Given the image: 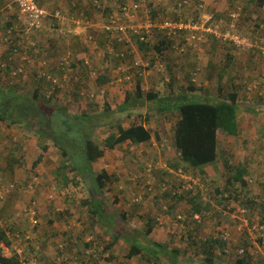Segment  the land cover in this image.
Masks as SVG:
<instances>
[{"label": "rangeland", "instance_id": "rangeland-1", "mask_svg": "<svg viewBox=\"0 0 264 264\" xmlns=\"http://www.w3.org/2000/svg\"><path fill=\"white\" fill-rule=\"evenodd\" d=\"M182 1L184 0H177L176 2V9L182 10L180 13H175L172 10L168 11L169 5L173 3L172 0L148 1V3H145L144 8L142 2H138L141 4L138 6L139 8L135 7L134 2H130L129 6L131 7V12L136 15L135 18H133V22L139 23L144 21L147 15L146 12H149L150 8L153 12L162 11L163 13L167 11L165 15L173 19H177L181 16L186 19L194 18L198 21L202 19L204 14H208L211 19L207 27L212 31H199L197 36L199 37L198 39L189 38L187 33L185 35L179 34L174 38H170L165 36L163 32L156 30L154 36L148 40L150 42V47H145L141 52H137L134 48L139 43L134 36L130 34V31H128V37H123V40L131 38L130 41H132V43L126 42L127 40L119 41L117 35L120 33L117 31L112 34L107 33L105 28L107 20H115V26L133 23L130 19L125 17L122 12H119L117 8L111 9L109 14H104L105 12H103V10L92 13L91 18L98 21L101 27L95 26V29H92L91 25H94V21L90 18L91 21L84 23L83 17L75 19L81 21L80 24H76L75 26L81 33H85L83 35L85 40L82 39L81 42L84 45L88 43L91 44L97 52V57L102 56L104 53L108 54V52H111L108 57L111 67L106 71L105 75L107 77L112 76V79L115 74L117 76H119L118 74L122 75V73H119L118 67L124 62H119V60H117L118 57H121L122 59H127L125 63L132 69V79L138 78L136 77L138 70L134 69L133 64L136 60L140 59L143 64L141 68L146 72L140 79L143 80L146 76L147 82L149 79V82L160 80V94L165 93L167 95L177 93L180 95L177 98L178 100L179 98H186V100L191 98L217 102L222 99H229V94L236 92L238 100L246 103L248 96L253 95L256 90L263 93L264 86H262V84L264 83L262 80L258 78L254 81L255 77L244 71L246 69H252L258 72L264 71V47L262 50L260 49L264 46V39L259 38L264 35V4L261 5L262 0H204V8L201 10L198 6L199 0H193L190 7L185 6L180 8L179 4ZM102 2L108 7L111 4L117 5L113 0L111 2L102 0ZM7 4H10V7H8ZM49 8L50 10L53 9L51 7ZM66 8L69 12L70 9L68 7ZM56 10L62 9H55L53 13ZM76 11L77 10H75V12ZM86 12L87 11H84V14H86ZM16 15L19 17V9L13 0H3V2L0 0V23L6 25L7 19L10 21L11 26L16 27L15 33L24 35L19 46V49L22 51L21 56L18 57L17 60L16 57L11 60V63L15 60L16 63L21 60L20 63L17 64L24 65V70L16 76H7L6 74L5 78L2 79L3 85L5 87L16 86L17 89L25 93H32L34 88L38 87V84L36 85L33 81L34 72L39 71V74H42L43 66H41V59H47L46 57L49 56L47 53L39 56L40 50L45 47V40L41 38L35 39L33 35L36 33H32V31L28 32L26 28L22 26L21 19L16 20ZM50 18L52 17L48 16L49 20ZM52 21L56 29H59L60 27L58 24H61V22L57 19H52ZM49 23H46L42 32L38 31L37 33L42 34V36L45 35L47 32L46 30H49ZM0 28L4 29L3 26H0ZM70 28L71 27L68 28V34L72 33V29ZM74 31L75 30H73V33ZM51 33L52 36L48 37L45 35V37H53L52 44L58 42L59 39H64L63 35L59 34V31L53 30ZM228 33L244 38L246 43L244 45H238L230 37H226ZM207 34L217 39L216 44H219V46L215 48L216 50L210 48L213 46L211 43L214 42V38ZM6 35L7 33L5 31L1 36L3 41L2 44L5 50L9 52L5 58L0 56V60L3 61H8L10 55H12L10 47L13 43L9 44L5 40ZM73 35L74 34L68 36ZM90 35L93 39H90ZM99 35H101V37L105 39V43H109V45L100 47L102 38ZM14 36H12L11 39L17 44ZM183 38L185 39L184 42H182V40H184ZM115 40L118 41V43ZM94 42L95 44H92ZM172 42L174 46L171 47L170 44ZM34 44L36 46H34ZM155 45L162 47L163 51H169L168 56L166 57V52L161 54V52L154 50L153 46ZM255 45L256 47L253 48ZM29 47H34L31 53L29 52ZM183 47L185 51L180 50V48L183 49ZM24 54L27 56L26 59L23 58ZM169 57H177L181 59V62L174 58L169 63V61H167ZM85 58H83V60ZM245 58L252 59L253 65L250 67H243L241 61ZM88 59L91 77H95L94 73L96 67L92 59ZM209 60H214L219 64L215 68V74L211 73L208 75V66L206 63ZM67 61L68 62L65 63L66 65L73 63V60L68 59ZM77 61L75 60V62ZM49 62L51 61L49 60ZM248 64L249 61H245L244 65ZM50 67L51 65L49 64V68ZM113 70L116 72L115 74H113ZM71 71L72 68L66 71V78L56 77L57 80L55 82L52 80V85L49 87L51 90L48 94L42 91L41 99H48L46 96L51 95L54 107L67 109L68 115H75V110L79 105H83V103L93 105L95 101L94 103L99 107L96 111L97 123L104 122L109 118L110 126L108 127H110L113 132L108 130L107 133L104 130H100L97 126L95 128L94 138L104 141V137H108L109 134H117V123L121 119L120 113L116 114L118 112L117 106L120 105L123 95L119 94V92H112L111 96L113 99L110 100L111 98L107 97L108 95H105L99 90L94 91L93 89H87L86 85L88 84L81 78L82 74L80 73L81 75H77L75 73L76 69H73V73ZM0 73H2L3 76L5 75L3 70H0ZM98 73H100L99 70L97 71V74ZM71 78H74V82L71 81ZM80 79H82L81 82L83 83L81 88L77 86V82L80 81ZM167 80H171L172 83H169ZM132 84L135 85V83ZM170 84L173 85L169 87ZM57 89H59V91H56ZM75 91L81 93L82 98H77L75 96ZM118 91H123V94L125 93L123 88H118ZM57 92L63 93L58 96L59 93ZM145 92H150V89L147 88ZM166 95H163L161 98L156 97V99L152 101L145 99V97L138 98L137 101L139 103H135V107L130 108L135 110V108L138 107V114H144L145 117L149 119L148 122L153 123L149 124L151 130H157V128L154 127L159 123L160 128L158 131L160 133V142L154 141L156 142L155 145L148 144L146 150L145 148L143 149V152L142 149L136 150L135 147H139V144L134 146L132 143L128 145L127 142L117 146L116 150L106 148L104 157L93 164H90L86 160L85 152L75 151L74 161L76 170L69 168L65 171L72 180L67 186L63 184V175L58 177L55 175L57 169L66 162V159L61 149L54 144L53 140H48V137L44 139L35 134L34 131H28L25 128L27 127L26 125L9 126L6 123H0V158L5 159L4 155L7 156L9 149L20 143L23 144L22 150L24 153V157H22L23 161L5 162L7 166H5L4 163L2 166V168L5 169H0V186H6V189L9 188L8 191L4 190L5 193L3 197H0V229L9 230L11 228L13 231H8L10 239L12 240V245L7 247L1 244V252L7 256H12L16 252L22 260V264H151L146 260V256L151 257L147 247L149 244V248L155 246L151 244L152 241L163 243L168 246L174 244L177 247L185 249L186 245L190 242L189 235L191 232L189 233V231L196 232L194 234H196L198 238L199 235L202 238H208L212 235L211 230L213 231V229H217L218 227H222L223 229H221V231L226 230L231 234L232 238L239 240L240 244L237 246V249L238 247H243L246 252L249 251L251 248L248 249L249 244L246 243V238H248V241H253V239L250 234V227L245 228V230L239 229L243 218L242 213H237V217L232 219L228 216L235 209L248 208L247 210H249V204L254 202L253 193L248 194V188L246 187L247 190L244 195L235 192V195L239 196L237 200L224 199V197H220L219 194H216V188L226 181L228 175H224L225 166L222 159L209 168L207 172L211 175L203 180L205 184L208 185L209 192L214 195L212 200L214 201L213 204H216L214 208L216 211L215 214L212 213L210 215L211 212L209 211H211L212 206L211 203L206 200L209 199L207 195L204 196L202 200L201 198L198 200L202 203H209L210 208L203 209L199 214L200 220H198L193 217L192 203L188 200L192 197H197V195L190 196L182 192V200L173 203V198L175 197L172 195L169 196L167 193L163 194L161 191V183L170 182L172 180V177H170L171 175L164 168L169 167L172 170H177V168L175 169L171 166V163L178 161L175 160V155L178 158L180 157L174 144V128L177 120L176 118L180 116L179 111L165 115L166 119L163 121L160 117L156 118L157 114H155L156 108L163 107L162 105H164L163 101L166 99ZM108 99L110 101L109 103L107 102ZM165 107L167 109L169 108L168 106ZM173 107H177V105ZM150 110L152 111L146 113V111ZM250 121L252 122V119H250ZM255 121H261L262 123H254L252 128L254 126L256 128H253L252 131L249 130L251 133L245 129L243 130L245 133L242 135V138L238 137V135H234V138L237 136L236 142H232L231 144L230 138L228 141H225L223 145V147H225L224 154L227 156L233 155V163H245L249 166L250 163H253V160H260L262 158L261 149H264V115L258 116V118H255ZM75 125L78 127L81 126L78 123H75ZM75 130L77 129L75 128ZM237 132L240 131L237 130ZM44 135L46 134L44 133ZM41 143H48L49 149L45 152L43 161L36 169H33L32 163L35 160L36 152L41 151ZM72 143L73 142H70V146H72ZM133 151L137 155L134 154ZM164 153L171 155L170 157L164 156ZM72 158L68 160L70 165H72ZM223 158H226V156H223ZM150 163L159 164L158 167L164 168H153L152 175H149L146 169ZM1 165L0 163V166ZM187 166L189 165L184 163L179 167L192 175L193 178L201 175H199V171L197 170L190 173V169L186 168ZM254 166L264 167V165L258 161L254 162ZM91 168L94 172V176H97L103 170L111 176V180L107 181L106 187L102 190L103 194L101 195L98 192L95 196L96 200L92 207L97 210L101 206L102 211L98 209V214L95 213L97 217L95 216L93 218L88 212L79 215L75 211V204H77L79 200L83 199V197L91 196V192H88L86 187L85 180L89 181L93 176L90 175V177L87 176V178L84 179L86 174H80L88 172ZM199 169L201 168L199 167ZM255 169L257 170V168ZM251 173L252 172H250V174ZM168 177L169 179H167ZM174 179V181L178 180L175 176ZM247 180L248 187L256 183L254 177L249 176ZM262 182L264 183V181ZM12 183L15 184V188L8 187V185H12ZM87 185L89 186L88 182ZM115 189L120 193H115L113 197L127 196V204L126 206L124 204L122 206L125 208V212H128V216L127 219L125 218L126 220L123 225H110L108 222L104 225L103 219L105 215L112 214L110 206H113L114 202L110 203L108 200V203H110V206H108L107 203H102L100 201H102L106 192H113ZM181 196L177 195L176 197L179 198ZM226 196L229 197V194H226ZM260 197L261 195L258 194L257 198L260 200L257 199V203H264V200L262 201ZM157 198L165 201V203L159 202V204L164 206L162 209H158L160 205L154 206L157 205L155 201L159 200ZM239 199L242 200L241 204H239ZM250 200L251 202H247ZM145 201L150 204L148 206L143 205ZM168 203L171 205H168ZM65 205L70 207L67 209ZM231 205L236 206L233 207L227 215H224L223 210L226 212L228 206ZM151 206L152 208L148 212V207ZM217 206L219 207L218 209L216 208ZM105 207H107V209H105ZM220 208L224 209L220 211ZM218 210L220 212H218ZM61 212L67 215L62 216ZM139 212L143 214V217L140 219L137 217ZM100 213H102L103 218ZM253 214L254 217H256L255 212ZM33 215H35L38 220L37 224L31 222ZM179 215H182L183 218L178 219ZM152 219L155 222V227L153 232L148 235L146 234V229L148 228L147 223H151L150 221ZM49 220L53 221V223L50 224L48 222ZM203 220L204 222L201 226L198 225L199 223H194L195 221L202 222ZM257 220L258 219L254 221ZM161 221L163 222L162 224ZM216 221L219 222L216 223ZM226 223H229V226H226ZM179 235H181V237ZM114 236H117L119 239L112 248L113 255L111 258L109 255L110 252H105L104 250L106 244L109 242V238ZM143 241L147 242V245L144 246L143 243H140ZM136 243L139 244L141 249H144L143 252L138 256L128 258L131 246L134 244L136 245ZM253 244L257 246V249H264V244L261 243L260 240H257V242ZM254 245L252 248L256 247ZM236 252L234 251L233 254L235 255ZM193 256L192 258H179L177 261L180 264H205L202 261L203 258L196 257L195 255ZM183 259L186 260L183 261ZM257 262L260 263L259 260H257ZM218 264H235V260L225 259Z\"/></svg>", "mask_w": 264, "mask_h": 264}, {"label": "trees", "instance_id": "trees-1", "mask_svg": "<svg viewBox=\"0 0 264 264\" xmlns=\"http://www.w3.org/2000/svg\"><path fill=\"white\" fill-rule=\"evenodd\" d=\"M3 2V0H1ZM96 0H90L88 4L85 5L86 14L84 18L90 19L92 13L97 11L103 10L104 14H109L111 12V8L104 7L102 2L99 0V3L104 7V9L99 8L95 4ZM168 7L171 9L176 7L177 0H172ZM42 0H39L41 6H43ZM124 3V1L122 0ZM152 2V1H149ZM264 4V0H262L261 5ZM173 11V10H172ZM162 11H152L151 10V17L156 18ZM175 12V11H173ZM177 13V12H175ZM150 14V11H149ZM87 15V16H86ZM157 15V16H156ZM89 16V17H88ZM167 16V15H165ZM75 16L73 14L69 15L70 19H73ZM7 25H3L0 23V26L5 27V31L8 27L11 26L10 21H6ZM13 25V24H12ZM26 28V25H25ZM68 35L66 29L62 27L61 34ZM134 36V35H133ZM134 38L138 41L140 47L145 46L147 48L150 47V42H141L139 39L134 36ZM50 39V38H49ZM11 51H13V48ZM153 48L160 50V46L155 45ZM62 52V51H61ZM60 52V53H61ZM69 51H63L60 56L59 60H61L65 55H68ZM49 61V57L44 59ZM74 62V60H73ZM51 65V62H49ZM76 64L79 61L75 62ZM81 66L80 72L82 74L84 82L87 84V81L92 79V83L95 82L98 84L103 85L109 79L106 75L102 76V73H98V69L95 70V77H91V69L89 68L88 63L85 60L81 59L80 61ZM73 63L71 64H63L62 66L56 65L59 69L55 72V76L58 77H65L66 71L69 68H72ZM54 69V67H52ZM12 70V66H8L4 69V74L6 76L9 75L8 71ZM61 70V71H60ZM32 72L31 70H29ZM51 72V67L46 69L43 67L42 74H39V71H35L33 75V81L38 86L34 88L32 93H25L22 90H19L12 86L5 87L3 85L4 76L0 73V123H6L9 126H24L28 131H34L39 137H48V140H53L54 144H56L60 149L62 154L65 156V161L56 172V176L63 175V184L69 185L72 180L65 173V171L69 168L76 170L75 161H74V153L83 151L85 152L86 160L93 164L97 162L99 159L104 157L105 149L109 148L111 150H116L117 146L121 144L131 141L134 144H141V143H149L152 140L156 142H160V133L157 130H151L149 127V122L144 114H138L134 117L133 124L125 129L118 126V133H111L109 136L104 139V141H100L94 138L95 135V128L98 126L97 123V116L90 115L87 112H84L82 115H68V110L62 107H54L52 104V96H46L48 99H41V92L44 93L51 90L49 87L52 85V80H49L47 77ZM3 76V77H2ZM99 80V81H97ZM71 81L74 82V78H71ZM79 81L77 82V84ZM83 85V83L80 81ZM85 84V85H86ZM95 85V86H97ZM87 86V85H86ZM80 86L79 88H81ZM56 91H59L57 89ZM54 93V92H53ZM137 93L140 97H145L150 101L156 99V93H146L143 90V85L140 82H137ZM81 95V93H80ZM131 95L128 94L126 101L129 103L131 101ZM236 93H231L229 96V101L227 100H220L216 103H211L209 101H202L197 99H188L182 101L181 104L178 105V111L180 113V117L177 120L174 128V144L176 147L177 152L180 154L179 160L175 163H171L173 168L179 169L181 165L184 163L188 164L187 169H198L199 167L204 171L205 167L208 165H215L220 162V159L224 161L225 168L229 171L226 183L222 187V195L224 199H238V195H235V192L238 194H243L247 190L248 187V180L245 178L247 173L246 169L244 168L243 164L235 165L233 164V155L227 156L224 154V151L220 150L221 145V137L222 134H226L228 136L236 135L238 132V121H237V108H236ZM54 98V97H53ZM170 108V106H168ZM163 108V107H161ZM161 113H165L164 111H160ZM75 123H78L81 126H76ZM75 128L77 130H75ZM57 129V130H56ZM100 130L104 131H112L110 127L102 128ZM44 133L46 135H44ZM48 133V134H47ZM108 133V132H107ZM50 134V135H49ZM70 142H73L70 146ZM42 144V151H37L35 154V160L32 163V168L36 169L39 164L44 159V154L48 151V143H41ZM67 145V146H66ZM69 149V150H68ZM13 153V152H11ZM15 156V155H14ZM13 156V157H14ZM226 156V158H223ZM73 157V158H72ZM72 158L70 165V160ZM20 162V160H19ZM179 167V168H178ZM64 171V172H63ZM189 171V170H187ZM201 171V172H203ZM81 175L84 173H80ZM86 176L92 174V178L90 179L93 185L90 186L89 182L85 180L86 187L88 191L91 192V196L88 197L86 204L89 205L91 210L92 218L98 214V209L101 210V206L96 210L92 205L95 203V196L99 192L101 194L103 188L107 184V181L111 180V176L103 170L97 176H94V172L92 168L85 172ZM202 180L206 179L203 173L199 176ZM58 179V178H57ZM87 182L89 186L87 185ZM239 183V184H236ZM15 188V184L12 183ZM11 185H8L10 187ZM241 188V190H239ZM246 188V189H245ZM5 187L0 186V191L5 190ZM93 189L96 190L93 191ZM217 192L221 194L220 187L216 188ZM226 194H229V197H226ZM167 195L171 196L170 193ZM173 203H177L178 200H182V196L177 198L174 196ZM200 196L188 199L190 203H192V208L195 212H200L201 210V202L198 200ZM103 200V199H102ZM240 203L242 200L239 199ZM247 202H251L247 201ZM246 205V204H243ZM102 211V210H101ZM105 212V211H104ZM96 213V214H95ZM106 213V212H105ZM63 215V213L61 212ZM101 217L103 218L102 213ZM97 217V216H96ZM109 216L105 215L103 219V224L106 225ZM97 221L99 222L98 218ZM111 221V220H110ZM146 229V234L152 233L155 225L154 223H148ZM9 232H13L10 228L7 229H0V246L4 244L7 247L12 245V240L10 239ZM195 232L189 235L190 242L187 244L188 246L185 249H175L170 250L169 246L163 243H158L152 241L151 244L155 246L149 248L147 247L148 252L150 253L151 257L146 256V260L151 264H180L177 260L179 258H183L184 255L188 253H192L196 257L203 258L202 261L205 264H218L221 261H224L223 257H219L218 252L224 249L226 243H223L216 237L208 238V239H200ZM119 238L114 236L109 238V242L105 246V252H110V256L112 258V248L116 244V241ZM143 245H147V242H140ZM144 248V247H143ZM1 249V247H0ZM144 249L139 247V244L132 245L129 253L128 258H132L138 256L143 252ZM229 255V254H228ZM166 256H169L167 258ZM226 256V254L224 255ZM232 256V255H229ZM165 260V261H163ZM186 259H183V261ZM0 264H22V260L20 259L19 255L15 252L12 256L4 255L3 252L0 250ZM200 264V263H198ZM236 264H250V260L247 258H239L236 260Z\"/></svg>", "mask_w": 264, "mask_h": 264}, {"label": "crops", "instance_id": "crops-1", "mask_svg": "<svg viewBox=\"0 0 264 264\" xmlns=\"http://www.w3.org/2000/svg\"><path fill=\"white\" fill-rule=\"evenodd\" d=\"M134 1L135 2H142L143 3V8H144L145 3H148V1H154V0H134ZM42 2H43V7L49 13V15H52V13H53V11L55 9H60L61 8L62 9L61 11L64 14V19H63L64 21L61 22V24H58V25H59L60 28L63 27L64 29H66L67 32H68V28L71 27L70 28V29H72L71 30V32H72L71 34H74L73 36H68V35H71V34L66 35L67 33L66 34H63L64 39H59L58 42L52 44L53 37H51L50 39L48 38V37L52 36V33L51 32L53 30H55V31H59V34H61L60 33V28L59 29H56L55 25L53 24V21H51L50 24H49V27H48L49 30H46L47 32H46L45 35L48 36V37L46 36L48 39L45 37V35L42 36V34L37 33L38 31H32V33H36V34L33 35L35 37V39L41 38V39H44L45 40V42H44L45 47L40 50V52H39L40 55L39 56H42L45 53L48 54L49 60L51 61V73L55 74V72H57L59 70L56 67V65H57V63L59 61L60 54L63 51H67V52L69 51V54L68 55H65L63 58H65L67 60L68 59L74 60L73 65H72V71H71L72 73H73V69H76L75 73L77 75H81L80 74L81 73L80 72V67H79V66H81V64H80V62L78 64H76L75 63V60L76 61L77 60H81V59H83V58L86 57V58L92 59L94 65L96 67V69H98L99 72L102 73V76H104L105 73H106V71L108 69H110V67H111V63H110V61H108V57H109V55H110L111 52H108V54L104 53L102 56L97 57L96 56V53L97 52L95 51L94 47L91 44L88 43L87 45H84L81 42L82 39L85 40L83 38V35L85 33H81L77 29V27L75 26V23L68 18L70 14H73L77 18L78 17H85L84 11L87 10V9H85V5L87 3H89L90 0H42ZM7 6L10 7V4H7ZM49 7L53 8L54 10L51 9V10H53V11H51ZM66 7H68L70 9L69 12H68V10H67ZM106 7H108V6H106ZM108 8L114 9V8H117V6L111 4ZM75 10H77L78 12L77 11L75 12ZM151 10L152 9L150 8V13H151ZM118 11L121 12L120 9H118ZM168 11H171V9H168ZM146 13L149 14V12H146ZM165 13H167V11H165L163 13L162 12H159L158 16L157 15L156 16L159 17L161 15L163 17H166L165 16ZM91 16H90V18H91ZM16 17H17V15H16ZM18 19H21L20 15H19V17L16 18V20H18ZM91 19L94 21V25H91L92 26L91 27L92 29H95V26H100L101 27V24L98 21H96L93 18H91ZM6 21H8V20L6 19ZM112 22L116 23V21L113 20V19H112ZM21 24H22L23 27H25V25H26L22 19H21ZM6 25H7V23H6ZM5 29H6L5 27H4V29L3 28H0V40H1V42H0V56L2 58H5L8 55V52H9V51H6L5 50V47L2 44L3 41H2L1 36L5 32ZM73 30H75L74 33H73ZM199 31L202 32L204 30L201 29ZM186 33H188V31L187 32L180 33V35H185ZM79 34H81V35H79ZM163 34L165 35V33H163ZM207 35H209V34H207ZM23 36H24L23 34L15 33L14 38H15L18 46H20L21 39H22ZM99 36L101 37V35H99ZM153 36H154V33H153V35L151 37H153ZM165 36H167V35H165ZM209 36L214 38V36H212V35H209ZM67 38H69V39H67ZM150 38H149V40H150ZM259 38H263L264 39V35L261 36V37H259ZM184 41H185V39L182 40V42H184ZM216 41H217V39L214 38V42L211 43L213 45L212 47H210L211 49L216 50L215 48H217L219 46V44L218 45L216 44ZM87 42H90V41H87ZM116 42L118 43V41H116ZM130 42L132 43V41H130ZM133 43H136V42H133ZM92 44H95V42L92 43ZM119 44H121V43H119ZM107 45H109V43H105V39L102 38L101 39V45H100V47H106ZM170 45H171V47L174 46L173 45V42ZM255 47H256V45L253 48H255ZM263 47L264 46H262L260 49L262 50ZM143 48H145V46L140 47V45L137 44V46H135L134 49L137 52H141L143 50ZM154 50H157L158 52H161V54H164L166 52V57L169 54V51H167V50L163 51L162 47H160V50H159V48L158 49L154 48ZM180 50L181 51H185L184 47H183V49L180 48ZM75 52H76L77 55L75 54ZM106 52H107V49H106ZM116 54H117V52H116ZM262 55H263V53H262ZM174 58L177 59L179 62H181V59H179L177 57H169V60H167V61H169V63H170ZM117 60H119V62L120 61L121 62H124L123 64L126 65L125 61H127V59H122L121 57H118ZM247 60L249 61V64L248 65H244L245 64V61H247ZM20 61L21 60H19V62H17V63H20ZM219 62H220V59H219ZM241 62L243 63L242 64L243 67H247V66L250 67V66L253 65V60L250 59V58L249 59L245 58ZM206 65L208 66V69H207L208 75H210L211 73H214L215 74V68L219 64H217V62L214 61V60H209L206 63ZM117 66H118V64H117ZM126 66H129V65H126ZM52 67H54V69ZM115 69H116V67H115ZM263 69H264V65H263ZM244 71L247 72V73H249V75H253L255 77V80L254 81H256L259 78L264 83V71L258 72V71H254L252 69H246ZM115 73L116 72L114 71L113 74H115ZM261 73H262V75H261ZM118 75L119 76H117L115 74L113 79H112V76L109 77L108 81L106 83H104L103 85H101V84H98L97 85V83L95 82V85H97V86L94 85V82L92 83V79H91V80L87 81V84L88 85L86 86V88L89 89V90L90 89H93L94 91L99 90V91L103 92L105 95H108L107 97L111 98L110 100L113 99V97L111 96L112 95V92H119V94L123 95V99H122V101H120V105L117 106V111L118 112L116 114L120 113V118H121L120 121L117 123V129H118V126L127 129V128H129L133 124L134 117L136 115H138V113H139V112H137L138 107L135 108V110L130 109V108H134L135 107V103L138 102L137 101L138 98H142L137 93V82H140L141 81V83L143 85L144 92L146 91L147 88H149L150 89V92H155L156 94H158L157 95V98H159V97L161 98L163 95H166V94L165 93L160 94V87H159L160 80L159 81L158 80L157 81L154 80L153 82H149V80H150L149 79L148 82H147L146 76L144 77L143 80L137 79V78L136 79H132V80H128L127 76H125L124 74H122V75L121 74H118ZM83 77L84 76H82L81 78H83ZM81 80L82 79H80V81ZM80 81L77 84L78 87L82 86V84L80 83ZM132 81H135V82H132ZM168 82L169 83H172L171 80H169ZM132 83H135V85L132 84ZM169 83H168V85H169ZM172 85L173 84H170L169 87H171ZM262 86H264V84H262ZM118 88L119 89L120 88H123V90H124L125 93L123 94L122 93L123 91H118ZM57 93H59L58 96H60V95H62L63 92H57ZM234 93H236V92H234ZM128 94L131 95V97H130L131 98V101H129V103L126 101V98L128 97ZM75 96L77 98H80V97L82 98V96L80 95V93L78 91H75ZM179 96L180 95L177 94V93H175V94H167L165 96L166 99L163 101L164 105H162V106L163 107L170 106V108H168V109L166 107L165 108H161V107L156 108L155 109V114H157V117L156 118L160 117V118H162L161 120L163 121L164 119H166L165 118L166 117L165 115L173 114L172 112H174V113L175 112H178V105L181 104L182 101H185L186 100V98H184V99L183 98H179V100H178L177 98ZM229 96H230V94H229ZM236 96H237L236 97V108H237L238 130L240 131L236 135H238V137H241L242 138V135L245 133V131H243V130L246 129L248 131L249 130L252 131L253 128L254 129L256 128L255 126L252 128V125L254 123H262L261 121H255V118H258V116H260L262 114L264 115V92L262 93L261 91L256 90L253 93V95L248 96V100L246 102L247 104L246 103H243V102H240L238 100L237 93H236ZM223 100L229 101V99H223ZM94 102H93V105H89L88 103H83V105L82 104L79 105V107L75 110V117L77 115H82L84 112H87L90 115H92V114L93 115H96L97 114L96 111L99 109V107ZM107 102L108 103L110 102L109 99H108ZM211 103H216V102H211ZM128 105H130V106H128ZM174 105H177V107H173ZM151 111L152 110L146 111V113L151 112ZM160 111H164L165 113L163 114ZM153 114H154V112H153ZM179 117H177L176 119L178 120ZM250 119H252V122L250 121ZM177 120H176V122H177ZM109 124L110 123H109V118H108V120H106L104 122H101V123H98V128L99 129H100V127H102V128H108V126H110ZM149 124H153V123L150 122ZM154 128H157V131H158L159 128H160L159 123H157ZM251 131H249V133H251ZM234 137H235L234 135L233 136H228L226 134H222L220 150L221 151H224V148L225 147H223V145H224V143H225L226 140L228 141L229 138L231 140V144H232V142H236L237 136H236V138H234ZM106 138L107 137H104V139H106ZM130 143H132V142L131 141H127V144L128 145H130ZM155 143L156 142H154L152 140L149 143L148 142L147 143H145V142L144 143H141V144H139V147H135V148H136V150L142 149V152H143L144 151L143 149L145 148V150H146V147L148 146V144L149 145H151V144H154L155 145ZM132 144H134V143H132ZM22 145L23 144L20 143V144H16V145L12 146L9 149L7 156L4 155L5 159L4 158H0V163L2 164L0 166V169H2V170L5 169V168H2L3 163H4L5 166H7V164H5V162H7V163L9 161L10 162H19V160L20 161H23V158L22 157H24V153H23V150H22L23 149V146ZM134 146H136V144H134ZM131 147H132V145H131ZM31 148H33V147H31ZM261 150H262L261 151L262 158L260 160H253V163H250L249 166L246 165L245 163H239V164H243L244 168L247 171V173L245 175V178L247 179V177L250 176V177H254L255 180H256V183L254 185H252L250 187H247L248 188V194L253 193L254 202H252V203L249 204L250 209L248 210V216L250 218H252L253 221L256 220V219L260 220L259 218H261V217L263 218L264 217V203H262V202L261 203H257V199H258L257 198V195L258 194L261 195V197H260L261 200L262 201L264 200V197H263V193H264V183L262 182V181H264V167L263 166H259V167L258 166L257 167L254 166V162H256V161H258V162H260L261 164L264 165V149H261ZM170 151H169V153H170ZM11 152H13V153H11ZM133 153L136 154L134 151H133ZM227 153H228V151H227ZM164 154H165L164 156H168V157H170V155H171V154H166V153H164ZM138 155H140V154H138ZM159 156H160V154H159ZM175 158H176L175 159L176 161L179 160V158L176 157V155H175ZM233 164L238 165L236 163H233ZM16 167H17V165H16ZM210 167H212V165L206 166L205 169H204V171L202 169H199V168L198 169L197 168L196 169L194 168V169L190 170V173H192L193 171L197 170V171H199L198 172L199 175L201 173H203L204 176H206V178H208V176L211 175V174H209L207 172ZM255 168H257V170ZM201 171H203V172H201ZM250 172H252V173L250 174ZM228 173H229V171L225 168L224 175L226 176ZM87 176L90 177V175H87ZM87 176L85 175L84 179L87 178ZM163 179H164V177H163ZM167 179H169V177ZM225 183L226 182L224 181L217 188L220 187V191H222L221 189H222V187H223V185ZM236 184H239V183H236ZM106 185H105V187H106ZM239 190H241V188ZM88 192H90V191H88ZM216 192H217V189H216ZM115 193H120V192L117 189H115L113 192H106L105 196L103 197V200L100 201V202L107 203L108 206H110V203L114 202L113 203V206H110L111 213L112 214L108 215L109 216V218H108L109 220H105V221H107L110 225L119 226V225H123L125 223V220L127 219V216H128V212H125V208L122 206L123 204L126 206V204H127V196H124V197H120V196L113 197ZM220 193L222 194L223 191L220 192ZM102 194H103V192H101V195ZM217 194H219V193L217 192ZM196 195L198 197L200 196L201 200H202V198H204V193L201 190H198L197 189V194ZM192 198H195V197H192ZM87 199H88L87 196L86 197H83V199L79 200V202L77 204H75V211L79 215H81L83 213L85 214L87 212L88 213L89 212L91 213V210H90L89 205L86 204ZM157 199H159V198H157ZM108 200H109L110 203H108ZM258 200H260V199H258ZM117 201H118V203H117ZM159 202L165 203V201L163 199L162 200L159 199L158 201H155V203L157 205H154V206L160 205L161 207L159 206L158 209H162L164 206H162L161 204H159ZM209 203H211V206L213 208V209L211 208V211H209V212H211L210 215L212 213L215 214L216 211L214 210V208H215L216 204L215 203L213 204V202H211V201ZM209 203H207V202L202 203L201 202V210H200V212H195L193 210L192 215L194 213H199L200 214L203 209H209L210 208L209 207ZM149 204H150L149 202L145 201L143 205L148 206ZM169 204L170 203H168V205ZM69 207H67L65 205V208L68 209ZM228 207H230V206H228ZM151 208H152V206L151 207H148V212L151 210ZM216 208L218 209L219 207L217 206ZM105 209H107V207H105ZM122 209H124V210H122ZM223 209L224 208H220V211H222ZM220 211L218 210V212H220ZM209 212H208V215H209ZM254 212H255V216L256 217H254V214H253ZM223 214L224 215H227V214H225V211L224 210H223ZM64 215H67V214L63 213L62 216H64ZM137 217L140 219V218L143 217V214L139 212L138 215H137ZM149 217H148V219H149ZM228 217L229 218L231 217V219L234 218L233 215H231V214ZM48 222L50 224L53 223V221H51V220H49ZM150 222L151 223H154V225H155V222H154L153 219ZM203 222H204V220L202 222L195 221L194 223H199L198 225L201 226L203 224ZM218 222L219 221H216V223H218ZM162 223L163 222L161 221V224ZM226 226H229V223H226ZM221 229H223V228L222 227H218L217 229H213V231L211 230L212 235H210L208 238L210 239V238L216 237L217 239H219L220 241H222L220 238L217 237L221 233ZM190 232L193 233L194 231L193 232L192 231H189V233ZM179 236L181 237V235H179ZM199 238L201 239L202 237L199 235ZM208 238H202V239H208ZM186 239H188V238H186ZM246 239H247L246 243L249 244L248 249L251 248L249 251H247L246 254H244L243 256H239L237 254L236 249H237V246H239L240 242H239V240H237L235 238H232V241L230 242V248H231L230 252L226 253L225 252V247H224V249H222L221 251L218 252L219 257H223L224 260L225 259L235 260V264H236V260L238 259V257L239 258H247L248 260H250V264H264V249H261V248H258L257 249V246L253 244V243H256L254 240L253 241H250V240L248 241V238H246ZM222 242L225 243L224 241H222ZM261 243H263V242L261 241ZM253 245L256 246V247L255 248H252ZM186 246H188V245H186ZM263 247H264V245H263ZM169 249L170 250H175V249L181 250L182 248L177 247L174 244H172V245L169 246ZM234 251L236 252L235 255L233 254ZM225 254H226V256H224ZM228 254L229 255L233 254V255L232 256H229ZM109 255H110V253H109ZM192 256H193L192 253H188L187 255H184V257H186V258H192ZM166 257L169 258V256H166ZM257 260H259L260 263L257 262Z\"/></svg>", "mask_w": 264, "mask_h": 264}, {"label": "built area", "instance_id": "built-area-1", "mask_svg": "<svg viewBox=\"0 0 264 264\" xmlns=\"http://www.w3.org/2000/svg\"><path fill=\"white\" fill-rule=\"evenodd\" d=\"M15 4L17 5L19 9V15L21 19L24 21L26 24V30L28 32L31 31H42L46 25L49 22L52 21V19H57L60 22H63L64 20V15L61 10H56L52 15H49V13L45 10L43 6L40 5L39 0H13ZM112 1V0H111ZM115 4L119 7L120 11L123 13L125 17L130 19L133 22V18H135V14L131 12V7L129 6L130 2L135 3V7L140 6V3L135 2L134 0H113ZM193 0H184L182 1L179 6L181 7H190L192 4ZM95 4L101 8L102 5L99 3V0L95 1ZM199 9L201 10L204 8V0H199ZM139 8V7H138ZM173 11L180 13L182 10L181 9H176V7L172 8ZM48 16H51L50 20L48 19ZM69 18V17H68ZM84 18V17H83ZM70 19V18H69ZM76 18L74 17L71 19V21L75 22L76 24H80V20H75ZM211 17L208 16V14H204L202 16V19H199L196 21L194 18L186 19L182 18L179 16L177 19L170 18L168 16L163 17L159 16L156 18H152L150 14H147L146 17L144 18V21L139 22V23H131L129 25H119L115 26V23L112 21H109V23L105 26L106 30L110 33H113L115 31L119 32L120 34L117 35V38L119 41H126L130 42L131 38H126V40H123V37H128V34L130 31L131 35L136 36L139 41L141 42H147L149 38L153 35L154 31L158 30L160 32L165 33L170 38H174L180 33L187 32L188 31V37L190 38H198V32L199 30H204V31H212L210 28L207 27L208 22L210 21ZM91 21L90 19L84 18V23H88ZM50 24V23H49ZM16 31L15 26H9L6 30V37L5 40L13 45L11 47L13 48V53L9 57L8 61H3L0 60V68L5 69L8 66H11V60H13L17 55L20 54V49L14 44V41L11 39L12 36H14ZM60 32H62V28H60ZM187 37V38H188ZM226 37H230L235 43L238 45H244L246 43V40L244 38H241L237 35H232L228 33ZM123 55V53H122ZM26 59V55L24 57ZM67 59L62 58L59 60V64L63 65L64 63H67ZM86 63H89L88 60L85 61ZM49 61L47 60H42L41 61V66L45 67L46 69L49 68ZM142 61L136 60L133 64L134 69L138 70V74H136V77H141L146 74L145 70H143L142 67ZM24 65L20 66H13L12 70L10 71V76H16L19 73L23 72L24 70ZM119 73L124 74L127 76L128 80H132V73H131V68L129 66H126L124 64H121L118 67ZM55 77V78H54ZM58 76H53L49 74L47 77L49 80H54V82L57 80ZM66 78V75L65 77ZM159 164H154L150 163L148 164V168L146 169L147 173L149 175H152V169L153 168H164V167H158ZM172 177V180L170 182H162L161 184V191L164 193H170L172 196H177L182 194H188L190 196L196 195L197 194V189L201 190L204 193V196H208L209 199H206L207 202H214L212 198H214L210 192H209V187L205 182L200 178V177H195L193 178L192 175L187 173L184 169L179 168L177 170H172L169 167L164 168ZM174 176L178 178V180L174 181ZM14 186L11 185L10 188H13ZM9 188L5 189V191H8ZM4 190L0 191V197H3V194L5 193ZM216 193V192H215ZM217 194V193H216ZM220 197L223 195L220 194ZM227 197V196H226ZM233 207L234 205H231L228 207V210H226L225 214H227ZM248 209V208H247ZM246 208H240V209H235L231 215H233L234 218L237 217V213H242L243 218H242V223L241 227L239 228L240 230H245V228L250 227V234L252 236V239L257 242V240H260L264 243V217L260 220L253 221L252 218L248 216V210ZM247 213V214H246ZM32 214V213H31ZM193 217L195 219L200 220L199 213H194ZM182 215L178 216V219H182ZM33 224H37L38 220L36 219L35 215L32 217ZM220 238L222 241L226 243L225 246V252L228 253L230 252V242L232 241L231 234L223 230L221 233L217 236ZM247 252L243 247H238L237 249V254L239 256H243Z\"/></svg>", "mask_w": 264, "mask_h": 264}, {"label": "clouds", "instance_id": "clouds-1", "mask_svg": "<svg viewBox=\"0 0 264 264\" xmlns=\"http://www.w3.org/2000/svg\"><path fill=\"white\" fill-rule=\"evenodd\" d=\"M100 1L102 2V0H100ZM104 1H110V2H111V0H104ZM102 4H103V2H102ZM103 5H104V4H103ZM115 6H117V5H115ZM104 7H106V5H104ZM104 7H101V9H104ZM117 8L119 9L118 6H117ZM75 18H77V17H75ZM109 21H112V19H111V20H107V24L109 23ZM107 24H106V25H107ZM106 25H105V26H106ZM43 30H44V29H43ZM43 30H42V31H43ZM42 31H39V32H42ZM107 33L112 34V33L108 32V31H107ZM113 33H114V32H113ZM90 39H93L92 36H91ZM147 42H148V41H147ZM145 43H146V42H145ZM14 44H16V43L14 42ZM16 46L19 48L18 44H16ZM34 46H36V45L34 44ZM32 49H34V47H29V52H30V53H31V50H32ZM11 52L13 53V51H11ZM21 53H22V51H21V49H20V54L16 56V60H17L18 57L21 56ZM24 53H26V52H24ZM10 56H11V55H10ZM24 57H25V54L23 55V58H24ZM26 57H27V56H26ZM16 60L13 61V62L11 63V66H12V67H13V66H14V67H15V66L17 67V66L22 65V64H17V63H16ZM42 60H44V59H41V61H42ZM84 60H85V61H86V60L89 61L88 58H85ZM78 61L80 62L81 60H78ZM57 64H58V66H62V65L59 64V61H58ZM0 70H3V71H4V69H1V68H0ZM131 70H132V69H131ZM8 72H9V76H10V71H8ZM131 73H132V71H131ZM50 75H51V77L55 76V75H54L53 73H51V72H50ZM4 78H5V75H4ZM137 79H140V77L137 78ZM90 186H91V185H90ZM95 192H96V191H95Z\"/></svg>", "mask_w": 264, "mask_h": 264}, {"label": "water", "instance_id": "water-1", "mask_svg": "<svg viewBox=\"0 0 264 264\" xmlns=\"http://www.w3.org/2000/svg\"><path fill=\"white\" fill-rule=\"evenodd\" d=\"M89 184L93 185L92 181L89 179ZM93 191H96L95 189H93Z\"/></svg>", "mask_w": 264, "mask_h": 264}]
</instances>
